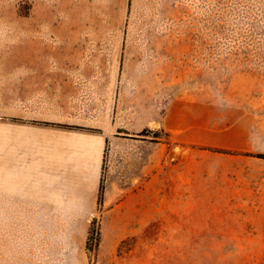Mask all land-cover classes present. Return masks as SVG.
Wrapping results in <instances>:
<instances>
[{
    "label": "rangeland",
    "instance_id": "1",
    "mask_svg": "<svg viewBox=\"0 0 264 264\" xmlns=\"http://www.w3.org/2000/svg\"><path fill=\"white\" fill-rule=\"evenodd\" d=\"M11 65L73 96L53 116L85 130L147 124L144 182L108 172L107 145L101 172L146 197V226L98 252L95 218L76 264H264V0H0Z\"/></svg>",
    "mask_w": 264,
    "mask_h": 264
},
{
    "label": "crops",
    "instance_id": "2",
    "mask_svg": "<svg viewBox=\"0 0 264 264\" xmlns=\"http://www.w3.org/2000/svg\"><path fill=\"white\" fill-rule=\"evenodd\" d=\"M8 68L13 72L0 74V264H76L95 218L98 252L140 233L146 197L113 190L108 180L100 203L98 194L106 145L108 172L144 182L147 124L130 123L124 136L111 134L110 126L109 134L85 130L70 112L53 116L55 107L74 111L76 104L73 96L61 97L46 74L34 84L29 71L41 68ZM151 145L157 171L158 142ZM50 249L57 258L49 257Z\"/></svg>",
    "mask_w": 264,
    "mask_h": 264
},
{
    "label": "trees",
    "instance_id": "3",
    "mask_svg": "<svg viewBox=\"0 0 264 264\" xmlns=\"http://www.w3.org/2000/svg\"><path fill=\"white\" fill-rule=\"evenodd\" d=\"M102 195H103V184L102 182H100V186H99V194H98V203H100L101 201V198H102ZM90 232V231H89ZM89 235V234H88ZM99 235V233H98ZM87 240H88V237H87Z\"/></svg>",
    "mask_w": 264,
    "mask_h": 264
}]
</instances>
